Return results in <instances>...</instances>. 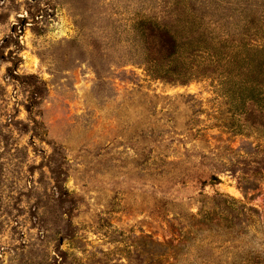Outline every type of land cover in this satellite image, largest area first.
<instances>
[{
	"label": "rangeland",
	"instance_id": "obj_1",
	"mask_svg": "<svg viewBox=\"0 0 264 264\" xmlns=\"http://www.w3.org/2000/svg\"><path fill=\"white\" fill-rule=\"evenodd\" d=\"M0 264H264V0H0Z\"/></svg>",
	"mask_w": 264,
	"mask_h": 264
}]
</instances>
